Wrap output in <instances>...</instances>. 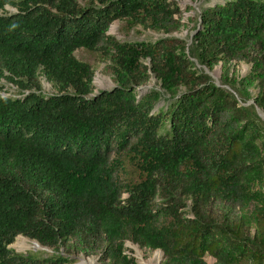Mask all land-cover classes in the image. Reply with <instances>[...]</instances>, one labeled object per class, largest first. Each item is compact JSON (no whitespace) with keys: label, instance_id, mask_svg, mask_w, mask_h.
Returning <instances> with one entry per match:
<instances>
[{"label":"trees","instance_id":"1","mask_svg":"<svg viewBox=\"0 0 264 264\" xmlns=\"http://www.w3.org/2000/svg\"><path fill=\"white\" fill-rule=\"evenodd\" d=\"M180 14L176 0H0V80L17 91L0 95V264H65L71 246L131 264L125 241L160 264H264V0L201 8L188 44L107 34L116 20L170 32ZM80 48L110 63L111 88L93 92ZM196 64H220L219 83ZM17 236L53 252L17 253Z\"/></svg>","mask_w":264,"mask_h":264},{"label":"rangeland","instance_id":"2","mask_svg":"<svg viewBox=\"0 0 264 264\" xmlns=\"http://www.w3.org/2000/svg\"><path fill=\"white\" fill-rule=\"evenodd\" d=\"M223 0H176L178 3L181 14L173 16V18L179 20V25L175 30L170 32H163L161 30H153L148 25L137 24L134 26H128L124 20L113 21L107 30V34L112 36L117 41L123 42H146L154 41L160 37H175L182 41L189 43L192 35V27L197 15L201 8L208 5L222 2ZM6 11H13L12 7L5 6ZM74 56L85 63H87L93 70L92 86L93 92L103 89H109L114 84L113 74L110 71V63L106 61L98 52L88 51L85 49H77L74 51ZM147 65V64H146ZM196 67H200L204 72L208 73L214 83L218 84L220 79V73L222 66L216 64L210 69L201 67L196 64ZM249 64L243 62L229 64V74H233L236 78L242 77L249 71ZM41 83V90L46 93H52L54 88L47 83L43 76L39 77ZM158 83L154 79L153 75H150L149 79L142 85L135 88V92L138 96H143L150 88H157ZM252 96L256 92L253 88H250ZM0 95L3 96H17L16 89L9 83L0 80ZM164 102L160 100L154 106V110L162 105ZM253 103L251 96L247 99L246 104ZM256 117L259 120V124L264 130V114L260 109L255 108ZM121 177L125 179H136V171L133 166L127 162H123L121 171ZM252 205L249 204L245 207L244 213L252 210ZM13 251L21 254H32L38 257H45L51 254L52 249L39 246L35 241L29 240L22 236L15 237L14 241L8 245ZM58 253L65 255L69 261L65 264H100L98 261L99 253L97 251L91 252L88 255L83 254L74 246L69 249L66 247H59L56 249ZM122 255L126 259L132 260L131 264H160L162 261V253L160 250H148L141 248L136 244L129 241H125L122 245ZM204 261L206 264H215V260L209 256L204 255Z\"/></svg>","mask_w":264,"mask_h":264},{"label":"built area","instance_id":"3","mask_svg":"<svg viewBox=\"0 0 264 264\" xmlns=\"http://www.w3.org/2000/svg\"><path fill=\"white\" fill-rule=\"evenodd\" d=\"M13 86V85H12ZM14 87V86H13ZM15 88V87H14Z\"/></svg>","mask_w":264,"mask_h":264}]
</instances>
